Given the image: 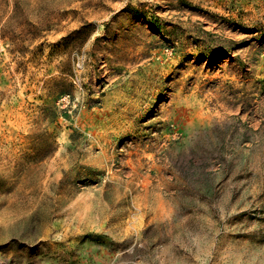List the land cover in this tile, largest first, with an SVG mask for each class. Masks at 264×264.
Returning a JSON list of instances; mask_svg holds the SVG:
<instances>
[{
    "label": "rangeland",
    "instance_id": "obj_1",
    "mask_svg": "<svg viewBox=\"0 0 264 264\" xmlns=\"http://www.w3.org/2000/svg\"><path fill=\"white\" fill-rule=\"evenodd\" d=\"M0 264H264V0H0Z\"/></svg>",
    "mask_w": 264,
    "mask_h": 264
},
{
    "label": "bare ground",
    "instance_id": "obj_2",
    "mask_svg": "<svg viewBox=\"0 0 264 264\" xmlns=\"http://www.w3.org/2000/svg\"><path fill=\"white\" fill-rule=\"evenodd\" d=\"M218 1V0H217ZM253 1V0H252ZM237 3V2H236ZM227 5V4H226ZM230 5V4H229ZM259 6V5H258ZM236 7H237V5H236ZM213 10V9H212ZM242 10V9H241ZM237 11V10H236ZM245 11V10H244ZM253 18V17H252ZM256 19V18H255ZM246 26V25H245ZM258 28V27H257ZM162 55V54H161ZM165 56V55H164ZM168 57V56H167ZM160 58V57H159ZM176 61V60H175ZM176 63V62H175ZM162 65V64H161ZM158 66V65H157ZM156 66V67H157ZM173 69V68H172ZM162 70V69H161ZM164 71V70H163ZM158 74V73H157ZM165 76V75H164ZM185 80V79H184ZM179 81V80H178ZM150 84V83H149ZM185 84V83H184ZM186 85V84H185ZM160 88V87H159ZM150 89V88H149ZM152 90V89H151ZM195 91H196V89H195ZM194 91V92H195ZM199 92V91H198ZM193 94H195V93H193ZM201 95V94H200ZM208 102H210V101H208ZM205 103V102H204ZM208 104V103H207ZM202 105V104H201ZM204 105V104H203ZM174 109V108H173ZM200 111H201V109H200ZM199 111V112H200ZM207 111V110H206ZM201 113V112H200ZM206 113V112H205ZM168 114V113H167ZM207 114V113H206ZM208 114H209V112H208ZM197 115V114H196ZM169 117H170V114L168 115ZM172 116V115H171ZM184 117V116H183ZM199 117V116H198ZM201 117H202V115H201ZM201 117H199V118H201ZM198 118V119H199ZM199 120H201V119H199ZM202 122V121H201ZM207 122H209V121H207ZM190 125H192L191 123H186V126H190ZM202 126V125H201ZM176 127V126H175ZM208 127V126H207ZM206 127V128H207ZM190 133V132H189Z\"/></svg>",
    "mask_w": 264,
    "mask_h": 264
}]
</instances>
